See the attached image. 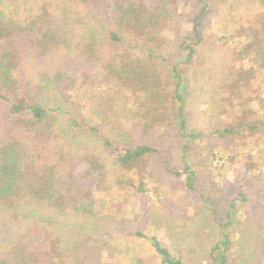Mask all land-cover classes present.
I'll list each match as a JSON object with an SVG mask.
<instances>
[{
  "label": "trees",
  "instance_id": "1",
  "mask_svg": "<svg viewBox=\"0 0 264 264\" xmlns=\"http://www.w3.org/2000/svg\"><path fill=\"white\" fill-rule=\"evenodd\" d=\"M229 1L239 11L234 30L248 43L227 47L238 49L262 84L255 96L244 94L232 75L212 81L205 59L209 66L197 69L208 44L198 30L220 0H0V264H186L155 236L135 232L124 240L107 224L96 195L119 168L157 157L165 173L195 190L186 151L203 133L188 124L190 82L201 95L214 92L221 101L215 111L233 109L234 125L212 134L237 146L245 133L264 151V0ZM84 137L98 140L100 149ZM173 139L184 141L181 171L169 167ZM237 158L244 171L208 264H235L245 233L239 219L255 185L264 184L251 153ZM259 192V215L247 216L264 225ZM108 232L109 259L102 251ZM145 248L147 259L139 255Z\"/></svg>",
  "mask_w": 264,
  "mask_h": 264
},
{
  "label": "rangeland",
  "instance_id": "2",
  "mask_svg": "<svg viewBox=\"0 0 264 264\" xmlns=\"http://www.w3.org/2000/svg\"><path fill=\"white\" fill-rule=\"evenodd\" d=\"M220 1L213 18L207 19L203 30H198L200 35L204 33L208 38V44L199 52L202 55L198 58L203 63L197 65V69L204 64L209 66L204 63L205 59L213 65L212 81H229L228 75H232L242 83L244 94L255 96L252 91L256 90L258 94L260 87L263 89L262 84L252 79L251 71L243 66L245 60L239 57L238 49L227 47V43H248V38L242 32L234 30L237 23L234 17L239 11L236 3ZM191 27V23L184 20L182 28L190 30ZM190 83V93L185 97L188 124L203 133L201 139L195 140L186 151V161L194 172L195 190L189 192L184 187V180L165 173L163 159L157 157L150 159L146 166L138 164L128 169L119 168L117 174L104 187L99 188L96 201L106 216L110 217L106 220L109 227L123 234L124 240L135 232L155 236L171 248L174 254L183 257L186 264H208L209 252L219 240L218 223L233 202L234 181L239 180L237 173L244 171L235 165L237 157L240 153L249 152L260 165L258 169L264 170V164H260L264 162V151L261 144L257 147L255 140L245 133L237 139V146H233L230 140H220L212 134L213 130H223L234 125L235 118L229 115L233 109L225 106L215 111L213 107L221 105V101L214 96V92L201 95L200 91L196 92L195 83ZM251 109L257 111L256 104H251ZM84 138V144L100 149L98 140ZM183 143L182 140L173 139L168 150L169 167L175 171L182 170ZM242 143L245 147L241 146ZM236 169L238 171L235 172ZM117 178L120 180L118 184L115 181ZM128 181L132 184V190L126 189ZM255 186V190L250 193L251 202L246 209V216L239 219L245 233L239 240L235 264H264V225L257 222L250 224L247 216L259 215L256 210L263 204L258 198L259 191L264 190V184L258 183ZM236 205L240 207L236 208V216L240 217L243 209L239 202ZM103 238L109 241L108 246L102 248L106 253L104 257L109 259L113 249L111 233L108 232ZM145 252L141 251L139 255L147 259L150 254L146 248Z\"/></svg>",
  "mask_w": 264,
  "mask_h": 264
}]
</instances>
